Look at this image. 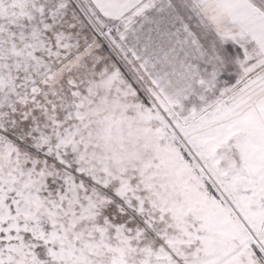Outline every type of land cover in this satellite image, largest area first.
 I'll return each instance as SVG.
<instances>
[{"label": "snow or ice", "instance_id": "1", "mask_svg": "<svg viewBox=\"0 0 264 264\" xmlns=\"http://www.w3.org/2000/svg\"><path fill=\"white\" fill-rule=\"evenodd\" d=\"M0 264H264V0H0Z\"/></svg>", "mask_w": 264, "mask_h": 264}]
</instances>
